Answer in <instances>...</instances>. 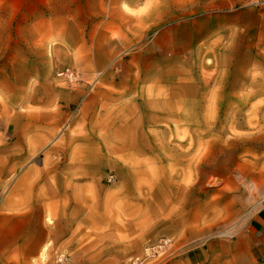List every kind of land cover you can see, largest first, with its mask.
Instances as JSON below:
<instances>
[{"label": "rangeland", "instance_id": "obj_1", "mask_svg": "<svg viewBox=\"0 0 264 264\" xmlns=\"http://www.w3.org/2000/svg\"><path fill=\"white\" fill-rule=\"evenodd\" d=\"M5 70L28 75L13 107L42 110L25 97L49 78L45 109L67 113L76 224L46 264H179L195 245L264 264V234L240 237L264 218V0H0ZM117 111L140 121L107 134Z\"/></svg>", "mask_w": 264, "mask_h": 264}, {"label": "crops", "instance_id": "obj_2", "mask_svg": "<svg viewBox=\"0 0 264 264\" xmlns=\"http://www.w3.org/2000/svg\"><path fill=\"white\" fill-rule=\"evenodd\" d=\"M23 71L19 78L5 70L6 78L0 81L5 101L4 110H0V264H46V251L51 259L60 249L59 231L75 229L76 224V162L63 159L65 178L61 171L60 131L67 113L45 109L62 100L61 89L49 78L40 79L25 99L42 110L13 107L15 102L25 101L20 98L28 86V75ZM78 97V92L73 91L67 98L73 102ZM121 113L110 116L104 132L118 134L140 121ZM121 147L117 139L116 149ZM87 182L80 181L79 186H87ZM250 223L240 234L249 247L253 234H264V218L257 216ZM214 254L211 249L195 245L181 256L179 264H201L215 259ZM75 259L70 254L69 260ZM167 264L174 263L171 260Z\"/></svg>", "mask_w": 264, "mask_h": 264}, {"label": "built area", "instance_id": "obj_3", "mask_svg": "<svg viewBox=\"0 0 264 264\" xmlns=\"http://www.w3.org/2000/svg\"><path fill=\"white\" fill-rule=\"evenodd\" d=\"M59 74H64L66 76H72L73 72L70 71L69 69H65L59 72ZM138 260V258H135V260L132 263H135V261Z\"/></svg>", "mask_w": 264, "mask_h": 264}]
</instances>
